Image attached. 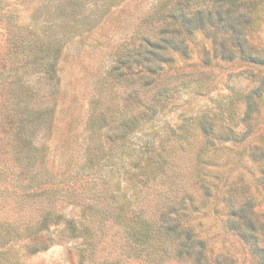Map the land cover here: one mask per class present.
Returning a JSON list of instances; mask_svg holds the SVG:
<instances>
[{
    "label": "trees",
    "instance_id": "trees-1",
    "mask_svg": "<svg viewBox=\"0 0 264 264\" xmlns=\"http://www.w3.org/2000/svg\"><path fill=\"white\" fill-rule=\"evenodd\" d=\"M121 1L0 4V264H24L18 242L34 254L70 229L79 264H264V42L251 37L264 0L157 5L149 30L106 72L102 93L115 88L128 98L94 105L82 169L97 175L81 197L85 211L64 213L61 200L70 205L80 194L46 160L60 106L58 63L69 40ZM212 92L214 105L182 104L181 122L162 127L168 102ZM137 134L143 138L134 142ZM126 166L131 189L123 203L100 204L95 193L106 197ZM152 194L160 201L156 217L147 203L136 207ZM109 219L117 239L106 236ZM219 238L235 251H216ZM103 240L112 246L107 254L99 252Z\"/></svg>",
    "mask_w": 264,
    "mask_h": 264
},
{
    "label": "rangeland",
    "instance_id": "rangeland-1",
    "mask_svg": "<svg viewBox=\"0 0 264 264\" xmlns=\"http://www.w3.org/2000/svg\"><path fill=\"white\" fill-rule=\"evenodd\" d=\"M25 1H28V4L32 8L36 7L43 0H2L0 4H9L10 7H21ZM162 1L169 3L172 0H123L112 7L99 24L84 29L81 34L69 40L63 47L58 63L60 106L54 113V116L57 118V128L50 135L51 141L46 151V160L50 169L54 168V171H59V174H63V179L68 183L67 185L80 194L79 198L81 200L73 197L70 200V205L65 199L61 200L60 205L65 209L64 213L68 218L71 215H81L85 211V205L81 197L85 194L86 186L92 180V176L94 178L97 175V173L90 175L91 171L82 169L87 160L86 153L90 144V136L93 135L90 125L97 118H94L92 113L93 107L98 102L104 108L108 107L111 103L124 105L128 98L126 93L119 92L115 88L112 89L113 91L108 89L102 93V87L104 85L109 86L106 72L116 58V55L118 53L122 54L123 51H128L132 46L134 36L140 34L142 31L149 30L156 20L152 14L157 5ZM259 8L260 16L255 21L254 27L251 28V37L253 36L264 42V3ZM198 39H200V36ZM190 50L197 51L193 43L190 45ZM195 59L196 56L194 55L193 60ZM239 81H237L238 85L245 86L246 80ZM216 96V92H212L206 97L201 96L198 99H189L185 96L186 103H182L179 100L168 102V110H172L167 114V117L166 115L159 117V121L163 123L162 127L166 128L168 124L171 127L181 122L183 114L182 104H186L184 107L189 108L195 105L205 108L206 106L214 105ZM124 113L125 111L122 114ZM122 114L119 117L124 118ZM227 118L230 121V118ZM259 122L260 125L264 126V106H262ZM141 125H146V122L142 121ZM167 130L171 132V130ZM100 133H103V131L100 130ZM142 135L137 134L132 140L136 142L139 138H143L140 137ZM162 135L164 134L162 133ZM47 136L49 137V134ZM123 142L126 145L120 143L119 154L126 152L127 142ZM102 163L105 164L104 160L101 161ZM127 170L128 167L126 166L120 171L118 180L117 178L115 179L118 182L111 181L110 193H107L106 197L104 193H95L97 199L100 198V204L112 208L115 204L120 203V201L123 203L124 192L131 189L126 179L128 175ZM111 191H114V194H111ZM130 192L127 198H134ZM143 196L137 198L136 207L140 206L139 200L142 204L147 203L149 215L156 217L160 203L157 195L152 194L151 198L147 199V202L142 200ZM85 204L87 205L86 201ZM87 209L89 208L87 207ZM111 225L115 227L114 219L108 220V225L105 229L107 237H110L115 232ZM117 225L119 226L118 223ZM71 232L72 229L68 230L63 236H60L62 234L59 233L58 239L48 249L34 254H29V250L25 247L23 241L18 242L15 246L20 250L24 264H79V248L77 241L69 238ZM113 235H115V239L118 238L117 234ZM111 247L103 240L99 244V252L107 254L111 250ZM215 250L232 252L235 251V247L219 238L215 243ZM238 254L241 255L240 251H238ZM129 264H141V260H132Z\"/></svg>",
    "mask_w": 264,
    "mask_h": 264
}]
</instances>
